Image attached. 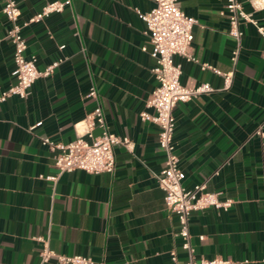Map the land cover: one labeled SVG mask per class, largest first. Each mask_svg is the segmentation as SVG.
<instances>
[{
	"label": "crops",
	"instance_id": "0c3cea01",
	"mask_svg": "<svg viewBox=\"0 0 264 264\" xmlns=\"http://www.w3.org/2000/svg\"><path fill=\"white\" fill-rule=\"evenodd\" d=\"M52 1L17 0L19 21ZM60 1L67 2L61 12L29 23L22 33L24 55L35 56L39 70L57 58L62 61L49 76L33 82L26 98L12 95L0 102V264H41L43 243L37 237L57 253L89 256L91 264H174L171 250L184 264L187 252L177 234V217L164 208V192L155 178L164 167L159 129L139 116L143 110L152 112L145 100L157 81L145 24L135 9L148 11L153 1ZM240 1L245 11H253L248 0ZM177 3L197 20L192 52L199 63L233 71L224 88L221 75L174 56L184 86L208 82L214 88L173 108L182 185L191 189L207 180L208 191L233 200L227 210L190 213L193 255L264 264V38L253 24H241L234 64L230 56L236 43L220 14L224 0ZM2 4L0 92L15 78ZM253 13L264 28V9ZM92 86L109 131L127 136L133 147L115 148L113 172L74 170L47 180L56 173L54 154L40 138L75 139L74 124L97 104L89 95ZM43 264L59 263L50 259Z\"/></svg>",
	"mask_w": 264,
	"mask_h": 264
},
{
	"label": "built area",
	"instance_id": "2783aa9c",
	"mask_svg": "<svg viewBox=\"0 0 264 264\" xmlns=\"http://www.w3.org/2000/svg\"><path fill=\"white\" fill-rule=\"evenodd\" d=\"M2 12L9 27L5 38L12 45V61L14 63V82L0 92V102L16 95L26 98L33 82L40 76H49L54 68L62 61L57 58L43 70L36 66L35 56L26 57L24 51L27 47L26 38L22 28L31 22H38L53 12H61L67 2L55 0L47 2L42 8L26 21L20 22L21 14L17 0H2ZM153 6L145 12L135 9L138 17L145 24V34L151 47V54L155 58V65L151 71L157 81L156 86L145 100L146 107L152 112L143 110L139 116L143 121H150L158 126V146L164 154V167L155 174L159 188L164 192V208L175 214L178 220L177 234L181 238V247L187 252L184 264H233L234 262L221 258H198L193 255L194 249L190 242L189 216L192 211L206 208L227 210L233 204L232 198L221 197L220 192L207 190V180L197 183L191 189L182 185L184 173L179 166L178 156L174 151L173 132L175 118L173 108L178 102H188L193 97L208 93L214 88L208 82L196 86H184L180 81L181 69L174 61V56L180 55L186 61L198 63L200 69H209L223 77L224 88L232 82L233 71L222 72L213 65L202 62L192 52L193 26L197 20L185 14L178 6L177 0H152ZM253 11L247 12L240 0H224L220 14L228 21L227 33L234 38L235 47L231 52V61L235 64L240 51L241 24H253L259 34L264 38V28L254 16V11L264 9V0H248ZM59 48H63L60 45ZM146 50V46L142 47ZM89 95L96 99L97 104L83 120L76 122L74 128L77 132L75 139L69 142L55 141L47 136L41 137V142L54 154L53 165L55 174L45 176V179L55 181L59 174L82 170L88 173L113 172L115 169L116 147L121 146L127 150L133 147L127 136H120L109 131L105 122L104 113L98 99L95 86H92ZM34 127L30 126V129ZM95 128L99 133L95 134ZM257 133L262 135L261 129ZM199 238H203L202 235ZM43 243L39 251L41 264L50 259L59 264H91L92 258L80 254L65 255L51 250L47 240L42 237L35 238ZM170 258L174 264H180L175 251H170Z\"/></svg>",
	"mask_w": 264,
	"mask_h": 264
}]
</instances>
